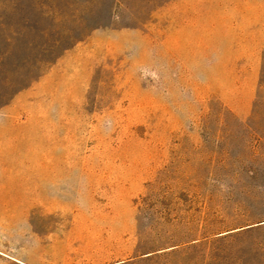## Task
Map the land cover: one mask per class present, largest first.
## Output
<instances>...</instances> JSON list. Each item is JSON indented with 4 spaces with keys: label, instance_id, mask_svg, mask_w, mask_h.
Returning a JSON list of instances; mask_svg holds the SVG:
<instances>
[{
    "label": "rangeland",
    "instance_id": "obj_1",
    "mask_svg": "<svg viewBox=\"0 0 264 264\" xmlns=\"http://www.w3.org/2000/svg\"><path fill=\"white\" fill-rule=\"evenodd\" d=\"M0 264H264V0H0Z\"/></svg>",
    "mask_w": 264,
    "mask_h": 264
}]
</instances>
